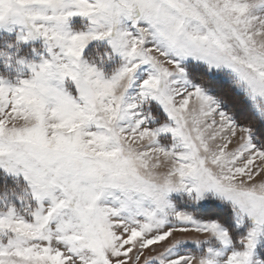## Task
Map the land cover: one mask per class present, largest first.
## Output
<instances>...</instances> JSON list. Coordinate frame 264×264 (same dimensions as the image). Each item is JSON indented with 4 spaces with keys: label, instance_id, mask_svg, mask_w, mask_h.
I'll use <instances>...</instances> for the list:
<instances>
[{
    "label": "snow or ice",
    "instance_id": "obj_1",
    "mask_svg": "<svg viewBox=\"0 0 264 264\" xmlns=\"http://www.w3.org/2000/svg\"><path fill=\"white\" fill-rule=\"evenodd\" d=\"M0 33V264H264V0H0Z\"/></svg>",
    "mask_w": 264,
    "mask_h": 264
},
{
    "label": "rangeland",
    "instance_id": "obj_2",
    "mask_svg": "<svg viewBox=\"0 0 264 264\" xmlns=\"http://www.w3.org/2000/svg\"><path fill=\"white\" fill-rule=\"evenodd\" d=\"M3 43H4V34L0 33V47L3 46ZM23 51H28L26 46L23 48ZM3 72H4V68L2 65H0V73H3Z\"/></svg>",
    "mask_w": 264,
    "mask_h": 264
}]
</instances>
